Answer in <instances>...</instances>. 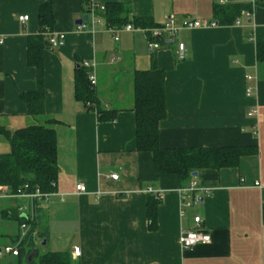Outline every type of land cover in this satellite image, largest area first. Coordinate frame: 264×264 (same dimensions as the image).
Instances as JSON below:
<instances>
[{"label":"crops","instance_id":"obj_1","mask_svg":"<svg viewBox=\"0 0 264 264\" xmlns=\"http://www.w3.org/2000/svg\"><path fill=\"white\" fill-rule=\"evenodd\" d=\"M49 1L53 33L65 35L62 48L44 53V115L57 120V196L41 202L0 199L1 255L33 227L44 233L35 240L38 254L67 252L70 264H264V65L256 58V45L264 43V0L254 6L251 0H0V126L8 131L36 121L20 95L37 88L28 38L41 32L38 10ZM228 2L250 6V19L219 25L215 6ZM107 3L129 5L130 22L140 17L160 26L173 16L179 27L186 20L218 26L183 29L153 53L140 32H123L115 42L100 15L103 22L93 32L77 31L79 20L91 19L86 9ZM24 15L29 20L19 22ZM182 43L186 54L180 60ZM153 60L165 73L163 148L256 147L257 154L242 158L237 168L204 171L187 181L161 174L150 153L137 151L131 111L133 74L152 69ZM84 62L96 65V99L101 108L116 111L111 121H99L75 99V75ZM5 145L0 135V154H8ZM241 180L251 187L244 189ZM192 182L213 191H202V204L183 215L179 191ZM78 184L87 192L77 194ZM149 198L157 204L156 231L149 229ZM13 212L31 222L27 229L9 219ZM195 217L211 243L183 250L178 238L195 229ZM10 258L3 263L20 264Z\"/></svg>","mask_w":264,"mask_h":264},{"label":"trees","instance_id":"obj_2","mask_svg":"<svg viewBox=\"0 0 264 264\" xmlns=\"http://www.w3.org/2000/svg\"><path fill=\"white\" fill-rule=\"evenodd\" d=\"M89 4V1H87ZM251 11L246 4L228 2L225 6H215V18L221 26H232L242 11ZM88 13L91 11L85 10ZM41 32L28 38V65L36 72V90L20 95V101L26 105L28 115L35 123L14 131L0 126V135L10 146L8 154H0V187H7L13 192L28 186L29 192L41 191L54 193L59 178L57 159V136L54 124L57 120L45 117V71L44 53L49 50L48 36L55 29V13L51 1L42 4L38 10ZM132 10L127 4L107 3L105 12H97L112 27L121 29L132 24L135 28L152 29L158 27L150 19L137 17L132 22L129 16ZM256 58L264 65V43L256 45ZM152 69L135 71L133 74V107L137 151L147 152L153 156L154 165L163 175H177L181 181L192 179L193 173L237 168L245 156L256 155V147H215L200 149L163 148L159 141L160 123L166 119L165 73L156 67L153 60ZM89 71L80 67L75 75V99L88 106V111L98 114L101 122L111 121L116 111H107L100 107L96 99V87L88 78ZM94 105V106H93ZM40 118H44L40 121ZM156 202L149 198V229L156 231ZM37 211H41L37 209ZM7 215L5 214L4 217ZM7 218V217H6ZM9 219L18 221L19 226L31 223L13 212ZM35 223L33 222L32 225ZM40 233V232H39ZM34 236L31 227L27 236L18 245L16 256L24 264L35 250V240L42 239L44 233ZM19 236L13 242H17ZM39 264H70L67 252H47L38 254Z\"/></svg>","mask_w":264,"mask_h":264},{"label":"built area","instance_id":"obj_3","mask_svg":"<svg viewBox=\"0 0 264 264\" xmlns=\"http://www.w3.org/2000/svg\"><path fill=\"white\" fill-rule=\"evenodd\" d=\"M251 6H254L256 3H258L261 0H251ZM222 4V2H221ZM91 11V19L90 21H82L81 24L78 25L77 31L78 32H93V29L96 24H101L103 20L99 17L97 12H105V7L104 6H96V5H91L90 7ZM251 17V12L250 11H242L240 14V17L236 20V25L240 26L242 20L244 19H250ZM29 20V16H20L19 22L25 23ZM183 24L179 27L175 23V19L173 16L167 17V20L164 25H160L158 27H152V29H143L140 27L135 28L132 24L123 26V28L118 29L115 27H112L109 24H104L106 25V32L109 33L113 40L115 42H119V36L123 32H128V33H143L148 40V48L151 53L154 51H159L163 48V43H165L167 40L169 41L170 39H173L180 31L183 29L185 30H196V28H203V29H209L211 27H217L218 24L215 22H203V21H191V20H186L182 22ZM48 36V42H49V50H55L62 48L65 45V35L62 34H54L53 32H50L47 34ZM178 52H179V58L180 60L185 59V54H186V49L185 45L179 44L178 46ZM115 62V58L111 59V63ZM83 67L86 69H91L92 72L89 75V82L90 84L95 87L97 78H96V73H95V64H89L88 62L83 63ZM248 81H251L252 79L250 77H246ZM250 90L248 91V94H250ZM254 112L249 114V116H253ZM118 176L116 174H113L111 177L112 180H117ZM242 182V187L244 189L250 188L251 186L246 185V182L244 180H241ZM255 188H261V183H255L253 185ZM76 192L77 194H84L87 192V187L82 184L76 185ZM206 193L207 195H210V193L213 191L212 189L209 188H200L199 185L196 182H192L191 185L187 186V188H183L179 191L180 194V199H181V208H182V213L185 210L195 208L197 206H200L202 204V201L204 198H201L200 193ZM151 192V190H150ZM57 196V193H42L41 191H35V192H29L28 186L25 185L23 189H18L17 192H13L7 187H0V199H11V198H29L35 202H41V201H49V199ZM184 215V213H183ZM194 224H195V229H188L182 231L178 238V243H180V246L183 250H189L192 249L196 246L199 245H204V244H210L211 243V237L210 234L206 232L201 231V218L200 217H195L194 218ZM22 229H27L26 225L22 226ZM36 233H34V236ZM19 245V244H18ZM18 245L16 246H10V247H5L4 248V253L6 255L10 256H17L18 255ZM81 253L80 248L76 247L74 249V255L78 257Z\"/></svg>","mask_w":264,"mask_h":264},{"label":"rangeland","instance_id":"obj_4","mask_svg":"<svg viewBox=\"0 0 264 264\" xmlns=\"http://www.w3.org/2000/svg\"><path fill=\"white\" fill-rule=\"evenodd\" d=\"M5 146L7 147L8 145H5ZM9 152H10V146H8V150L6 153H9ZM0 153H4V152H0ZM41 244H42L41 242H38L37 247L42 250ZM10 257H11L10 255H6L5 253L3 255H1L0 256V264L1 263L4 264L3 262L5 260L9 259ZM28 264H39V262H38L37 258H34L31 262H28Z\"/></svg>","mask_w":264,"mask_h":264},{"label":"water","instance_id":"obj_5","mask_svg":"<svg viewBox=\"0 0 264 264\" xmlns=\"http://www.w3.org/2000/svg\"><path fill=\"white\" fill-rule=\"evenodd\" d=\"M82 20H79V22H77V25L81 24ZM193 178H197L198 177V173H193L192 175ZM0 255H1V249H0ZM38 256V250L35 249L27 258V262H31L34 258H37Z\"/></svg>","mask_w":264,"mask_h":264}]
</instances>
